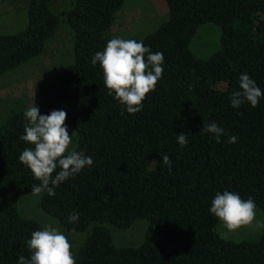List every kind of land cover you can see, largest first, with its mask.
Returning <instances> with one entry per match:
<instances>
[{
  "label": "trees",
  "instance_id": "16d2710c",
  "mask_svg": "<svg viewBox=\"0 0 264 264\" xmlns=\"http://www.w3.org/2000/svg\"><path fill=\"white\" fill-rule=\"evenodd\" d=\"M125 1L72 0L62 11L74 33L73 62L39 82L35 105L41 115L66 111V125L78 134L74 149L93 164L55 187L54 196L43 192L42 209L67 231L87 232L75 264H264V228L257 239L223 238L209 212L215 194L227 190L251 197L264 215V96L256 107L230 103L244 73L264 92V0H164L167 19L131 38L164 55L162 78L135 114L109 94L99 63H91L113 38L108 31ZM50 3L29 0L27 25L0 34V74L39 55L54 35L59 15ZM207 22L220 27L221 46L200 59L189 42ZM23 113L12 111L0 125V264L29 258L27 241L40 230L16 207L40 184L19 161L34 147L20 139ZM212 122L224 129L220 143L204 131ZM179 133L186 146L177 143ZM139 217L147 220L143 243L115 246L107 225L126 229Z\"/></svg>",
  "mask_w": 264,
  "mask_h": 264
},
{
  "label": "clouds",
  "instance_id": "9594fccd",
  "mask_svg": "<svg viewBox=\"0 0 264 264\" xmlns=\"http://www.w3.org/2000/svg\"><path fill=\"white\" fill-rule=\"evenodd\" d=\"M163 62L162 52L153 53L142 41L119 36L109 39L103 51H97L91 58L93 65L99 63L109 94L114 93V98L125 106L129 114L142 110L147 94L155 90L157 82L162 78ZM239 89L234 90L230 96L233 108H239L245 102L256 107L264 96V92L246 73L239 77ZM23 115L27 123L20 139L34 147H25L19 154V161L40 181L39 185L31 187V193L39 196L47 191L49 196H54L55 187L85 167H90L93 160L82 152L69 149L72 135L68 133L65 123L66 111L52 110L47 115H41L33 102V106L28 107ZM204 131L214 134L217 143L221 142L224 129L216 122L205 124ZM236 139L235 136H230L228 143H235ZM177 143L181 147L187 145L184 133L177 135ZM162 162L171 170L172 161L167 155L162 157ZM58 167L60 170L56 172ZM256 207L251 197L242 199L238 193L225 190L215 194L209 212L223 223L228 232L249 226L261 229L264 228V221L256 219ZM78 219L79 213H69V221L75 222ZM27 247L31 252L30 257L20 256L18 264H75L68 237L58 227L50 224L33 231Z\"/></svg>",
  "mask_w": 264,
  "mask_h": 264
},
{
  "label": "rangeland",
  "instance_id": "374dc122",
  "mask_svg": "<svg viewBox=\"0 0 264 264\" xmlns=\"http://www.w3.org/2000/svg\"><path fill=\"white\" fill-rule=\"evenodd\" d=\"M29 0H0V34L15 33L23 29L28 22L27 8ZM127 0L115 13V19L108 34L123 39H141L155 30L168 17L164 0ZM72 0H51L50 8L59 15V25L52 37L45 43L41 53L26 63L0 74V125L12 111H25L39 100L38 84L46 79L55 69L73 62L74 33L64 20L62 11L71 7ZM164 9V10H165ZM167 11V9H166ZM156 13V14H155ZM152 17L150 18V15ZM220 27L212 22L200 25L189 42V49L200 59H205L220 49ZM72 135L69 149L75 148L78 134L74 127L67 125ZM42 193L37 196L24 193L17 201L20 216L36 221L42 229L50 224L65 233L72 244L76 256L78 248L87 237V232H69L53 216L44 212L40 205ZM256 219L263 221V214L256 208ZM112 242L117 247H137L143 243L147 220L136 218L126 229L107 225ZM220 236L232 240L257 239L258 232L252 226L241 227L228 232L218 220L216 226Z\"/></svg>",
  "mask_w": 264,
  "mask_h": 264
},
{
  "label": "crops",
  "instance_id": "0c3cea01",
  "mask_svg": "<svg viewBox=\"0 0 264 264\" xmlns=\"http://www.w3.org/2000/svg\"><path fill=\"white\" fill-rule=\"evenodd\" d=\"M157 1V0H156ZM159 3H161V5H162V7H163V4H162V2H161V0H159ZM163 10H162V12H167L166 11V9L165 8H162ZM165 9V10H164ZM156 14V13H155ZM152 17V14L150 15V18ZM262 213V212H261ZM263 221H264V215H263ZM253 228H254V230H255V232H258L259 234H260V232H261V230H262V228L261 229H257V228H255L254 226H252Z\"/></svg>",
  "mask_w": 264,
  "mask_h": 264
}]
</instances>
